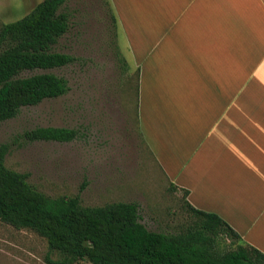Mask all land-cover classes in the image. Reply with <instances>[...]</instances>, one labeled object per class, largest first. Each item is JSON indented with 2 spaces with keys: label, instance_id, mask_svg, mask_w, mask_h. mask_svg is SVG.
Returning a JSON list of instances; mask_svg holds the SVG:
<instances>
[{
  "label": "crops",
  "instance_id": "obj_1",
  "mask_svg": "<svg viewBox=\"0 0 264 264\" xmlns=\"http://www.w3.org/2000/svg\"><path fill=\"white\" fill-rule=\"evenodd\" d=\"M140 1L136 115L153 168L264 254V0Z\"/></svg>",
  "mask_w": 264,
  "mask_h": 264
},
{
  "label": "rangeland",
  "instance_id": "obj_2",
  "mask_svg": "<svg viewBox=\"0 0 264 264\" xmlns=\"http://www.w3.org/2000/svg\"><path fill=\"white\" fill-rule=\"evenodd\" d=\"M42 1L0 0V26L21 19ZM140 3L66 2L69 30L53 50L75 61L48 72L63 77L68 92L24 107L0 123V144L10 146L5 166L27 174V182L44 195H78L82 207L133 202L149 231L176 233L192 217L183 193L169 190L154 169L137 127L135 65L142 63L143 46L141 25L131 16ZM38 127L74 129L78 136L68 143L23 138L24 132ZM219 242L222 252L236 246L223 238ZM55 259L46 240L34 231L0 221V264H51L48 260ZM74 264L98 262L79 258Z\"/></svg>",
  "mask_w": 264,
  "mask_h": 264
},
{
  "label": "trees",
  "instance_id": "obj_3",
  "mask_svg": "<svg viewBox=\"0 0 264 264\" xmlns=\"http://www.w3.org/2000/svg\"><path fill=\"white\" fill-rule=\"evenodd\" d=\"M68 0H43L27 15L0 26V123L24 107L68 92L67 81L51 72L75 58L53 50L69 30ZM74 129L38 127L23 134L28 142L68 143ZM10 146L0 144V221L29 229L46 240L51 264H74L79 258L98 264H264V254L240 243L221 217L185 206L192 221L176 233L149 231L136 203L82 207L79 196L51 198L27 182V174L5 166ZM169 190H176L171 186ZM184 199L188 191L182 190ZM220 238L236 244L222 252Z\"/></svg>",
  "mask_w": 264,
  "mask_h": 264
},
{
  "label": "bare ground",
  "instance_id": "obj_4",
  "mask_svg": "<svg viewBox=\"0 0 264 264\" xmlns=\"http://www.w3.org/2000/svg\"><path fill=\"white\" fill-rule=\"evenodd\" d=\"M259 22V21H258ZM251 24V23H250ZM264 28V27H263ZM250 31V30H249ZM259 33V32H258ZM256 43V42H255ZM251 44H252V42H251ZM234 58V57H233ZM258 111V110H257Z\"/></svg>",
  "mask_w": 264,
  "mask_h": 264
}]
</instances>
